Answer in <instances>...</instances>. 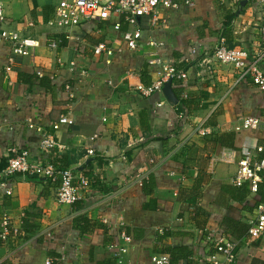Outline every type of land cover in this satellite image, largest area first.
<instances>
[{
    "label": "crops",
    "instance_id": "1",
    "mask_svg": "<svg viewBox=\"0 0 264 264\" xmlns=\"http://www.w3.org/2000/svg\"><path fill=\"white\" fill-rule=\"evenodd\" d=\"M61 1L4 0L7 18L0 28L40 45L26 56H15L14 65L12 47L0 49V221L8 218L18 232L25 220L35 226L29 240L12 238L0 245V264L115 259L118 264H156L155 258L180 248L188 251L181 252L176 264H212L209 234L239 240L233 264H264V242L243 235L237 239L225 225L230 210L237 223L249 225L253 217L258 197L240 204L227 188L234 187L244 152L264 146L263 128L237 130L242 117L264 121V94L235 68L216 63L209 70L203 63L221 36L231 47L259 52L264 8L256 0H241L239 6L230 0H170L180 7L161 6L156 23L141 18L142 49L150 41L161 42L163 59L188 72L185 92L198 98L199 108L184 115L163 93L145 97L136 91L157 82L160 68L148 65L143 50L128 48L124 34L130 26L124 16L62 30L50 26ZM236 12L227 28V17ZM52 40L60 41L57 49L49 46ZM99 45L113 50L110 64L107 55L95 54ZM9 66L12 70L6 72ZM63 115L73 125L53 131L51 125ZM29 121L54 134L64 148L43 154ZM199 128L211 129L213 136L198 135ZM153 139L168 140L175 149L149 159ZM13 149L28 150L44 162H63L79 174L92 163L102 188L93 182L81 191L79 202L60 204L58 189L49 181L16 174L9 178L13 194L8 196L2 184ZM90 149L94 156L88 155ZM195 209L202 211L197 220ZM80 217L107 226V235L101 228L82 235L73 225Z\"/></svg>",
    "mask_w": 264,
    "mask_h": 264
},
{
    "label": "built area",
    "instance_id": "2",
    "mask_svg": "<svg viewBox=\"0 0 264 264\" xmlns=\"http://www.w3.org/2000/svg\"><path fill=\"white\" fill-rule=\"evenodd\" d=\"M226 2V0H221ZM239 3L241 0H230ZM260 9L264 8V0H256ZM187 5L192 6L190 1ZM163 6L166 8L180 7V4L170 0H62L56 7L55 17L50 22V26L62 30H72L86 21H105L114 15L124 16L130 26L124 34V40L131 51H142L146 62L151 67H159V80L150 86L139 85L136 91L145 97H150L156 93H163L165 83L172 80L173 83H185L188 80V72L176 67L174 64L166 62L160 52L164 48L161 42L150 41L147 47L142 49L141 18L149 17L156 23L158 21V10ZM6 6L4 0H0V26L6 23ZM121 24H116L119 30ZM261 38L263 46L257 53L243 50L242 48L229 47L227 37L221 36L218 44L210 55L203 59V63L212 70L216 63L229 65L239 71L242 78H247L264 94V26L261 28ZM59 40H52L50 47L57 49ZM10 45L13 53L10 57L11 65L15 63V56H26L30 49L38 47L40 42L26 38L19 32L0 28V49L3 45ZM95 54L107 55L108 64L113 57V50L105 45L95 48ZM12 67L6 68L10 72ZM82 75H86L82 72ZM69 89V87H67ZM63 125H73V121L67 115L61 116L51 126L53 131H59ZM29 129L35 130L40 136V150L45 155H50L55 150H62L64 147L58 143L54 134L49 133L44 127L38 126L33 121L28 123ZM264 129V121L256 117L241 118L237 126L238 131ZM197 134L200 136H210L213 131L208 128H199ZM95 136L94 139H97ZM14 156L9 160L8 166L4 171V182L2 188L8 196H12V189L8 188L9 178L20 174L25 177H37L48 180L58 189V201L60 204L74 205L79 202L81 191L91 187V182L86 177H78L72 169L62 170L51 162H44L42 159H35L28 150L13 149ZM88 155L94 156L93 149L88 150ZM144 180L140 175L139 183ZM233 185L241 187L245 183H250L253 195L261 201L254 210L253 217L249 222V236L253 241H264V199L259 195L260 186L264 185V146H259L255 151L244 152L238 167V175L233 179ZM19 232L13 228L11 221L4 217L0 221V239L9 242L11 237L18 238ZM127 241L131 239L123 236ZM207 241L214 254L210 257L212 264H233L237 259L238 243L227 240L217 239L208 235ZM221 257L222 259H220ZM156 264H170L167 255L154 259ZM46 264H52L48 260Z\"/></svg>",
    "mask_w": 264,
    "mask_h": 264
},
{
    "label": "trees",
    "instance_id": "3",
    "mask_svg": "<svg viewBox=\"0 0 264 264\" xmlns=\"http://www.w3.org/2000/svg\"><path fill=\"white\" fill-rule=\"evenodd\" d=\"M237 5L239 6L240 3H238ZM236 16H238V12H236L233 15L227 17L224 25L228 28L230 26V24H231V21ZM175 66L180 68V69H184V70L186 69L183 65H175ZM37 79H38V77H37ZM40 83L42 85H48L47 83H49V82H47L46 79H40ZM30 84H32V83H30ZM184 84L185 83H177V82L173 83V90L175 91L176 95L179 98L178 110L180 111V113H183L184 115L193 114L199 108V105L197 104V99L198 98L194 97L192 95H188L185 92V85ZM263 117H264V112H263ZM210 136H213V134L210 135ZM218 138L216 139V137H215V141H218ZM168 142H169L168 140H164V139H153L151 141V143H154L155 146L152 148L151 152L148 153V158L149 159H153L160 152H163L162 151L163 149L166 150V152H169V153L173 149H175V146L173 145V146L170 147ZM160 144L162 145L163 148L162 147H156V145H160ZM176 145H178V143ZM53 165L55 167L59 168V169H62V170L71 169L69 167L64 166L63 162L62 163L60 162V165H57L54 162ZM74 172H75V174L78 177H81V176L86 177L91 182V186H92V183L94 182L95 183L94 186H96V187H98L100 189L102 188V182H101L99 176L95 172H93L92 163H90L88 165L87 170L83 171L82 174L81 173L79 174L78 172H77L78 173L77 174L76 171H74ZM31 178L42 180V179L37 178V177H31ZM46 181H48V180H46ZM145 190H146L147 194L153 195V190L149 191V190H147V187H145ZM227 192L240 204H243L244 202H246L247 199L248 198L250 199V197H252V195H253V193L251 192V189H250V183H248V182L245 183L244 185H242L241 187H236V186L229 187V188H227ZM259 196H260L261 199H264V185L260 186ZM260 203H261V201L257 200V201H255V203H254V205L252 207L254 209H256L259 206ZM201 213H202V211H198V209H195V211L193 213L194 214V218L193 219L197 220L198 218H201L202 217ZM233 218H234V216H233V214H231V210H230V212L228 213V219L229 220L225 222V225H227L230 228H232V234L234 235V237L239 239V238H241V235H243V237H247V238L251 239V237L249 236V233H248L249 232V225H247L245 223H242V222H238L237 223L235 221V219H233ZM233 223H235L236 225L232 226ZM73 225H74V228L77 231H79L82 235L92 234L98 228L99 229L100 228L104 229L106 235H107V233L109 231L107 226L103 225L102 223H99L98 221H94L92 219H89L87 217H80V218L76 219L74 221ZM34 230H35V226L32 225L29 221L25 220L24 221V227H23L22 231L19 232L18 239L21 242H25V241L29 240V238L34 233ZM12 238L13 237H11V239ZM230 241H232V240H230ZM9 242H11V241H9ZM9 242H4L2 239H0V245L1 244H5V243H9ZM233 242H236L239 245V240H237V241L233 240ZM239 249L240 248L238 247L237 256H238ZM182 251H188V250L185 249V248H180V249H177V250L173 249V250L169 251L170 264H176L178 262V260L181 259V252ZM98 264H118V259L110 260V261L106 260V261L100 262Z\"/></svg>",
    "mask_w": 264,
    "mask_h": 264
},
{
    "label": "water",
    "instance_id": "4",
    "mask_svg": "<svg viewBox=\"0 0 264 264\" xmlns=\"http://www.w3.org/2000/svg\"><path fill=\"white\" fill-rule=\"evenodd\" d=\"M247 1L243 3V6H246ZM163 94L168 100V102L174 106L179 104V98L176 95L175 91L173 90V81L170 80L167 83H165V86L163 88Z\"/></svg>",
    "mask_w": 264,
    "mask_h": 264
},
{
    "label": "rangeland",
    "instance_id": "5",
    "mask_svg": "<svg viewBox=\"0 0 264 264\" xmlns=\"http://www.w3.org/2000/svg\"><path fill=\"white\" fill-rule=\"evenodd\" d=\"M230 47V46H229ZM231 48V47H230ZM229 66V65H228ZM232 67V66H231ZM234 68V67H233ZM260 119V118H259Z\"/></svg>",
    "mask_w": 264,
    "mask_h": 264
}]
</instances>
